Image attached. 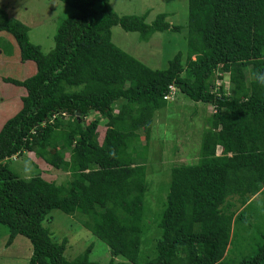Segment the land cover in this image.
Segmentation results:
<instances>
[{"label":"trees","instance_id":"trees-1","mask_svg":"<svg viewBox=\"0 0 264 264\" xmlns=\"http://www.w3.org/2000/svg\"><path fill=\"white\" fill-rule=\"evenodd\" d=\"M58 1L74 14L57 25L45 54L0 8V32L35 68L22 81L3 80L24 90L20 109L0 129L5 246L26 238L28 264H98L89 259L92 245L70 260L67 241H53L42 227L58 210L79 214L82 228L107 246V264H229L246 220L264 218L254 207L264 202V85L256 80L264 74V0H187L184 27L170 26L166 14L151 24L147 13L118 15L110 0ZM116 26L143 42L183 33L182 46L164 68L150 69L111 42ZM177 96L205 108L198 158L171 168L147 259L140 255L147 151L156 113ZM24 153L67 177L57 183L44 170L19 178L7 162ZM257 234L261 243L239 264H264V231Z\"/></svg>","mask_w":264,"mask_h":264},{"label":"rangeland","instance_id":"rangeland-1","mask_svg":"<svg viewBox=\"0 0 264 264\" xmlns=\"http://www.w3.org/2000/svg\"><path fill=\"white\" fill-rule=\"evenodd\" d=\"M110 6L118 15L142 16L147 13L145 22L151 24L159 14H166L170 26H182L187 20V0H110ZM2 8L9 18L15 19L28 28L29 41L38 46L42 53H48L53 47V35L57 25L74 14V10L58 0H0ZM182 32H185L183 29ZM183 34V33H182ZM182 34L165 31L153 34L148 41L140 40L137 33L124 32L118 26L111 28V42L120 50L130 55L150 69H162L181 48ZM35 71L31 61H21L18 48L9 34L0 32V129L20 109V99L24 95L21 87L5 83V78L22 81ZM227 79H223L224 84ZM222 83H218L220 85ZM204 107L196 106L177 97L166 98L162 111L156 113L151 143L147 151L146 181L148 191L144 199V234L140 255L142 258L153 257L152 247L159 238L158 219L165 203L170 170L180 163L194 164L198 158L201 132L203 129ZM212 112L206 110V114ZM99 127L98 132L103 134ZM219 152V150H218ZM8 167L19 178L28 179L46 172V165L34 154L24 153L7 162ZM46 167V168H45ZM48 180L62 182L66 174L51 169L45 173ZM262 198H258L255 208L260 217H264ZM79 214L68 216L58 210L48 213L42 223L53 241H67L66 257L70 260L92 245L89 259L98 264H107L110 252L107 246L82 228L77 221ZM257 221V220H254ZM248 218L246 233L240 230L236 247L231 248L229 264H239L243 258L255 252L261 239L258 232L264 231L263 222L254 225ZM247 228V227H246ZM244 234V235H243ZM7 229L0 225V264H28L31 245L21 236L6 247ZM242 239V242H241ZM115 261H123L115 258Z\"/></svg>","mask_w":264,"mask_h":264},{"label":"clouds","instance_id":"clouds-1","mask_svg":"<svg viewBox=\"0 0 264 264\" xmlns=\"http://www.w3.org/2000/svg\"><path fill=\"white\" fill-rule=\"evenodd\" d=\"M256 80L259 84L264 85V74H259L256 76Z\"/></svg>","mask_w":264,"mask_h":264},{"label":"crops","instance_id":"crops-1","mask_svg":"<svg viewBox=\"0 0 264 264\" xmlns=\"http://www.w3.org/2000/svg\"><path fill=\"white\" fill-rule=\"evenodd\" d=\"M219 152H217V154H218Z\"/></svg>","mask_w":264,"mask_h":264}]
</instances>
